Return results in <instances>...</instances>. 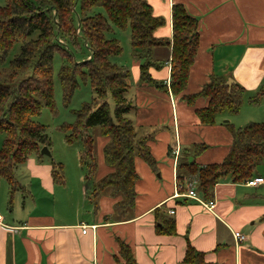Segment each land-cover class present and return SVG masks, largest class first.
<instances>
[{
    "label": "crops",
    "instance_id": "crops-1",
    "mask_svg": "<svg viewBox=\"0 0 264 264\" xmlns=\"http://www.w3.org/2000/svg\"><path fill=\"white\" fill-rule=\"evenodd\" d=\"M146 1L154 15L165 19V24L155 31L157 38L173 39L175 4L184 5L199 21L200 44L185 94L200 92L211 76L217 74L245 88L242 106H247V100L264 86V0ZM171 52V47L154 50V58L164 63L150 68V74L158 82H170ZM121 63L131 71L129 97L133 98L136 109L130 118L139 128V135L150 137L157 171L142 158H136L139 174L136 205L127 218L114 215L115 205L122 196L107 194L99 197L93 213L76 211L74 216L66 217L55 206L53 212L47 209L36 212L37 199L33 192L37 196L42 191L64 200L65 194L59 188H66L68 183L65 178L64 183H55L52 163L56 161L49 163L30 156L22 170L25 183L17 178L25 187L20 191L28 194L23 204L24 214L1 216L0 264H118L120 241L132 247L137 264H183L188 243L205 253L208 264H264V183L249 186L226 178L216 185L215 206L208 209L187 197L188 180H179V162L195 161L206 166L224 161L233 141L225 123L228 119L235 127H242L241 110L236 115H221L215 125H203L196 110L208 106V98L199 97L190 105L181 95L141 83L143 62L132 57V49L128 61ZM248 119L260 122L255 115ZM98 142L97 179L100 180L114 168L104 160L103 150L109 138L99 136ZM195 144H206L208 148L195 154ZM79 166L82 168L80 163ZM254 177L264 178V174L256 171ZM77 185L78 198L84 201L91 184L81 173ZM30 198L34 200L35 210H29ZM164 217L175 220L177 234L157 232L158 219ZM236 232L243 234L245 240H237Z\"/></svg>",
    "mask_w": 264,
    "mask_h": 264
},
{
    "label": "trees",
    "instance_id": "trees-1",
    "mask_svg": "<svg viewBox=\"0 0 264 264\" xmlns=\"http://www.w3.org/2000/svg\"><path fill=\"white\" fill-rule=\"evenodd\" d=\"M103 8L105 13L95 11ZM173 39L157 38L155 31L165 19L154 15L146 0H6L0 6V133L4 134L0 150V181L9 184L10 205L17 191L25 187L18 181L15 169L30 156L42 161L43 147L51 146L46 126L36 121L44 108L57 113L54 87V61L60 55L64 61L59 70L63 87L64 105L70 106L79 87V79L89 80L94 98L78 110H73L74 123L63 124L65 141L79 142V160L86 170L85 179L91 183L97 173L95 158L96 128L109 138L103 154L105 163L114 171L91 183L92 201L98 207L102 194L122 196L115 205L118 218H127L136 205V183L139 174L135 160L142 158L157 171V161L149 145L150 137L141 136L130 114L136 109L130 95L131 71L126 65L113 60L120 57L123 47L113 36L115 28L131 32L132 57L140 60V82L155 85L171 92L188 104L194 105L199 97L208 98L209 104L196 110L203 125H215L221 115H236L245 102L246 90L238 83L225 85L227 78L213 74L210 82L196 94H185L190 71L199 49V21L191 16L184 5L172 8ZM111 35V36H108ZM80 40L90 50L88 59L76 62L70 50ZM16 44L18 53L9 63L8 57ZM171 47V77L169 84L158 82L150 74L151 67L164 63L154 58L156 48ZM264 97V86L249 98L258 104ZM110 100L114 103L112 109ZM233 141L222 163L200 166L195 161L179 162V180L197 182V191L205 201L214 200L215 187L224 179L246 183L254 178L257 166L264 160V123L250 122L242 127L225 123ZM206 144H195L199 154ZM55 183H64V166L53 162ZM183 173V174H182ZM160 209V208H159ZM156 209V213L159 212ZM117 217V216H116ZM159 234H177L172 218L158 219ZM118 264H137L132 247L120 241ZM183 264H208L205 253L188 243Z\"/></svg>",
    "mask_w": 264,
    "mask_h": 264
},
{
    "label": "rangeland",
    "instance_id": "rangeland-1",
    "mask_svg": "<svg viewBox=\"0 0 264 264\" xmlns=\"http://www.w3.org/2000/svg\"><path fill=\"white\" fill-rule=\"evenodd\" d=\"M6 0H0V6H5ZM95 11L103 12L105 13L103 8L95 9ZM111 36V35H108ZM113 36H116L123 47V53L120 57H115L113 60L119 64H122L121 62H126L130 58V31L127 32L120 30L118 28H115V32ZM20 49V44H16L12 53L8 57V61L5 64V66H9L10 61L14 57L16 53H18ZM71 52L73 53V56L76 60V62L80 63L88 59V55L90 54L89 48L86 46L85 42L83 40H80L79 45L74 46L71 45L70 47ZM64 63L62 57L60 55H56L55 61H54V87H55V100H56V108L57 113H53L49 108H44L40 114L36 118V121H38L41 124H44L46 126L47 134L51 139V146L49 148L50 154L44 155V158L46 162L52 163L51 161H56L59 163H62L64 166V178L67 180L68 186L66 188H59L60 191H63V194H65V199L60 200L58 196L56 197L53 195H49L47 193H36L33 192L34 197L37 199V209L38 210H45L47 212H53L54 206L56 207L57 212L64 211V214H61L62 216H74V213L76 211L89 213L94 211V203L92 201V190L88 193L85 200L83 201L82 198H78L77 193V183L78 178L81 175V173L85 176L86 170L79 166V153L81 150V144L79 142H74L72 144H69L65 141V132H63L60 127L65 124H71L74 123L76 120L75 114L73 110H78L82 107V105L86 102H91L94 98V91L92 89L91 83L89 80H82L79 79V87L75 91L70 106L66 107L64 105V95H63V87L59 80V70ZM254 96V95H253ZM247 100V99H246ZM248 105L242 106L241 108V126H245L246 124L250 123L248 118L251 116H258V120L260 123H264V97L258 104H249V101L247 100ZM110 104L112 109L114 108V103L112 100H110ZM228 120V119H227ZM137 132L139 133V128L136 127ZM95 140H96V147H95V158L99 165L100 162V149H99V142L98 138L99 136H102L100 133V130L96 128L93 132ZM141 133V132H140ZM139 133V134H140ZM4 139V134L0 133V150L2 148ZM26 166L25 164H20L16 167L15 172L17 178L22 183H25L26 177L23 175L22 170ZM256 171H260L264 174V160L257 166ZM96 173L93 176L91 183H96L99 181L97 179ZM89 183V182H88ZM90 183V184H91ZM36 188V186H34ZM75 193V194H74ZM26 195H28L26 192L19 191L15 197L14 202L12 206L10 205L9 200V187L8 183L5 179L1 180L0 184V215L1 216H17L20 217L24 214V200L26 198ZM109 195V194H107ZM80 196V195H79ZM54 198V200H53ZM34 200L32 198L29 199V210H35L36 206L33 203ZM86 211V212H85ZM114 215L118 217V210L116 207L114 208ZM14 213V214H13Z\"/></svg>",
    "mask_w": 264,
    "mask_h": 264
},
{
    "label": "built area",
    "instance_id": "built-area-1",
    "mask_svg": "<svg viewBox=\"0 0 264 264\" xmlns=\"http://www.w3.org/2000/svg\"><path fill=\"white\" fill-rule=\"evenodd\" d=\"M246 183L249 186H257V185H259L261 183H264V178L263 177H254V178L248 180ZM180 188H181V185H180ZM186 188H187V193H186L187 197L201 202L208 209H213L214 208V206H215V201L214 200L205 201V200L202 199V197L200 196V194L197 191V182L196 181H188L187 184H186ZM174 212H175L174 210L170 211L171 214H174ZM1 219H2V217L0 215V221H1ZM83 232L84 233L87 232V228L86 227L84 228ZM235 237L239 241L245 240V236L243 234H241L240 232H236L235 233Z\"/></svg>",
    "mask_w": 264,
    "mask_h": 264
},
{
    "label": "water",
    "instance_id": "water-1",
    "mask_svg": "<svg viewBox=\"0 0 264 264\" xmlns=\"http://www.w3.org/2000/svg\"><path fill=\"white\" fill-rule=\"evenodd\" d=\"M233 84H234V80L233 79H228L227 82L225 83V85L228 86V87H231ZM227 122H228V120H227ZM41 153L43 155H45V154L49 155L50 151H49L48 147L45 146V147L42 148Z\"/></svg>",
    "mask_w": 264,
    "mask_h": 264
}]
</instances>
